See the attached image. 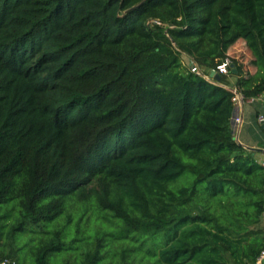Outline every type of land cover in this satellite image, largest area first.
Instances as JSON below:
<instances>
[{
	"label": "trees",
	"instance_id": "16d2710c",
	"mask_svg": "<svg viewBox=\"0 0 264 264\" xmlns=\"http://www.w3.org/2000/svg\"><path fill=\"white\" fill-rule=\"evenodd\" d=\"M232 87L264 94V0H0V261L256 264Z\"/></svg>",
	"mask_w": 264,
	"mask_h": 264
},
{
	"label": "crops",
	"instance_id": "0c3cea01",
	"mask_svg": "<svg viewBox=\"0 0 264 264\" xmlns=\"http://www.w3.org/2000/svg\"><path fill=\"white\" fill-rule=\"evenodd\" d=\"M229 80L233 82L234 79L229 77ZM260 109L259 98L243 101L239 109L242 112L243 121L233 132L236 140L245 148L257 149L255 155L257 160L264 161V126L256 119ZM262 225L264 226V217Z\"/></svg>",
	"mask_w": 264,
	"mask_h": 264
},
{
	"label": "built area",
	"instance_id": "2783aa9c",
	"mask_svg": "<svg viewBox=\"0 0 264 264\" xmlns=\"http://www.w3.org/2000/svg\"><path fill=\"white\" fill-rule=\"evenodd\" d=\"M231 65V61L229 58H225L223 61H221L220 63H218L215 68H213L211 71H215L217 72L219 75L220 74H227L228 70H229V66ZM188 67L190 69L191 72H194L198 75L203 76L206 79H209L211 75L204 73L198 66L196 63L189 61L188 63ZM232 102L234 105V115L232 116V128L235 131L236 128L238 126H240V124L243 121L242 118V112L239 111L240 106L242 104L243 101H253L256 98L260 99V103H261V109L257 114V121L260 124H264V94L259 95L257 97H250L248 99H245L244 96L241 94V92L236 89V87H232ZM261 163L264 164V161H261ZM0 264H17V262L13 259H4L2 261H0ZM256 264H264V248L260 251L259 255L256 258Z\"/></svg>",
	"mask_w": 264,
	"mask_h": 264
},
{
	"label": "rangeland",
	"instance_id": "374dc122",
	"mask_svg": "<svg viewBox=\"0 0 264 264\" xmlns=\"http://www.w3.org/2000/svg\"><path fill=\"white\" fill-rule=\"evenodd\" d=\"M228 55L232 58H239L246 61L249 57V52L246 50L244 42L242 40H238L235 42L229 49ZM189 59L184 58L185 63H189Z\"/></svg>",
	"mask_w": 264,
	"mask_h": 264
},
{
	"label": "water",
	"instance_id": "95a60500",
	"mask_svg": "<svg viewBox=\"0 0 264 264\" xmlns=\"http://www.w3.org/2000/svg\"><path fill=\"white\" fill-rule=\"evenodd\" d=\"M210 75H211V76H214V77L217 78V79H218L219 76H220V75H219L217 72H215V71H211V72H210ZM233 115H234V109H233L232 116H233ZM231 122H232V119H231ZM263 126H264V124H263ZM234 138L236 139L235 136H234ZM249 149H251V148H249Z\"/></svg>",
	"mask_w": 264,
	"mask_h": 264
}]
</instances>
